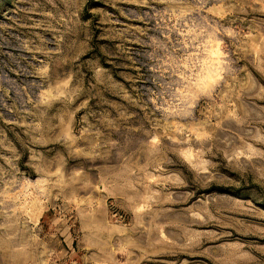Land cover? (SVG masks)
I'll use <instances>...</instances> for the list:
<instances>
[{"label":"rangeland","instance_id":"1","mask_svg":"<svg viewBox=\"0 0 264 264\" xmlns=\"http://www.w3.org/2000/svg\"><path fill=\"white\" fill-rule=\"evenodd\" d=\"M105 223L141 264H264V0H0V264Z\"/></svg>","mask_w":264,"mask_h":264},{"label":"crops","instance_id":"2","mask_svg":"<svg viewBox=\"0 0 264 264\" xmlns=\"http://www.w3.org/2000/svg\"><path fill=\"white\" fill-rule=\"evenodd\" d=\"M103 225L101 242L93 240L94 245L89 250L82 248L83 250L70 252V264H141L134 257V234L120 225ZM124 243H130L131 246L123 247Z\"/></svg>","mask_w":264,"mask_h":264}]
</instances>
